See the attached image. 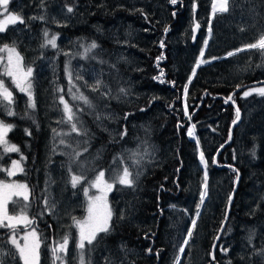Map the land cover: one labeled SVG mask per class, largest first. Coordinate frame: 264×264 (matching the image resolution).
<instances>
[{"label": "trees", "instance_id": "1", "mask_svg": "<svg viewBox=\"0 0 264 264\" xmlns=\"http://www.w3.org/2000/svg\"><path fill=\"white\" fill-rule=\"evenodd\" d=\"M140 1H143L144 6L136 7L130 14L132 11L124 10V6H118L119 0H109L105 5H99L98 0H60L59 4L65 11L69 7L73 9L74 15L68 17V20H72L71 23L67 25L63 23L60 27L43 25L44 33L48 32L49 39L55 35L56 38L69 40L75 47L73 55L78 56L83 64L99 66L104 73H107L110 96L107 100H103L97 95L86 94L94 107H81L83 111H81L78 127L86 129L88 135L75 134L78 137L76 147L71 148L81 153L78 157L81 164L91 166L92 158L97 160L90 175L83 172L85 178L93 176L99 170L108 172L107 170L110 169L111 171L121 163L126 153L136 154L132 159L135 167L130 171L135 184L128 190L126 187L124 190L116 187L118 193L123 192L122 205L126 206L129 219L127 218L124 222L121 219L112 221L109 233L99 236L86 248V253L89 256L91 252H94L95 256L99 252L98 256L102 257L104 264L111 263L112 259L116 260V264H120L122 258L132 261L131 263L136 262L135 264H166L172 253L171 262H173L178 249L175 244L181 233L187 229L185 217L182 215L183 210L187 209L191 203L195 180H202L203 173L198 165L197 151L199 149L207 161L208 194L214 197V200L219 195L223 197V200L220 199L222 205L212 207L197 223L198 244L204 247L202 249L206 257L205 264H213L207 247L210 238L207 237L205 242V235H211L213 231L218 232L222 226L236 181V175L232 172L220 171L213 165L217 152L227 143L234 119L235 111L227 105L226 101L231 94L241 88L264 83L262 50L252 49L224 59L229 56V52L255 43L261 35H264V18H262L264 8H261L263 1L229 0V11L216 16L212 22V40L203 56L207 66L197 70L188 87L196 67V60L202 52L198 42L202 29L199 25L197 38L193 43L192 22L187 14L189 9L191 14H198L203 6L202 1L178 0L176 4H172L170 0ZM147 3L150 4L146 6ZM205 3L207 10L204 17L207 22L210 0H206ZM194 7H196L195 12ZM154 8L158 11L155 12ZM248 14L257 16L253 25L244 20ZM119 15L124 16L135 30H139L137 35L135 33L133 35L138 39L135 42H129L124 46L119 43V46L124 47L122 50L125 54H128L126 51L133 52V47H137L136 54L129 53L123 58L124 54H120L115 57L121 59L122 63L127 62L128 66L116 64L115 60L118 59H114L112 55L117 45H111L112 42L100 36V33L106 31V24H114ZM40 27L38 25V28ZM228 31L235 32L238 36L232 44L223 42L221 39L224 32ZM176 34H179V39H175ZM93 41L98 47L95 51L92 49L86 52L85 49ZM236 67L239 73H235ZM60 74L63 75L62 69ZM238 74L241 75V80L238 82L240 84L232 85L234 77ZM0 80H3L4 85L12 92L11 110L15 113L10 117L0 115V120L5 124L13 125L7 140L9 144H14L20 149L15 156H4L0 150V180L5 183L27 184L29 203H27L28 207L25 204L24 212L33 221L27 230L34 229L43 246L44 242H49L50 245L55 239V227L51 218L46 216L45 220L49 222L51 229L47 231L40 219V214L43 212L42 185L46 178L43 169L46 155L44 147L50 130L46 131L39 113L28 108L24 97L1 73ZM59 80V91L66 99L67 79L62 77V80L60 78ZM32 83L37 89L35 80H32ZM259 87L264 86L254 88ZM120 89L125 91L121 92ZM249 89L252 87L247 90ZM185 90L186 117L188 118H184L182 112ZM139 96L142 97L139 98ZM233 101L243 113L245 106L240 99V94L236 95ZM240 101L242 105H239ZM97 112L107 115L103 127L95 122L94 115ZM263 117L264 113L261 115L260 110L254 122L258 124L257 121L262 118L263 126L252 137L256 140L255 149L252 148V144L246 147L243 161L240 162L242 166H239V155L234 150L235 131L231 145L217 160L218 167H233L238 170L241 177L229 220L223 231V246L227 242V237L230 238V234L236 232L237 215H240L241 223L246 226L249 225L250 219L244 216H254L251 211L245 213V209L249 206L245 205L240 214L238 209V203L241 200H247L252 191L249 182L258 186L259 192L264 188ZM189 127L194 131L197 147L185 138ZM64 130L69 131L66 127ZM125 130L127 134L122 137L121 134ZM29 132L31 135L28 134ZM138 152L139 157H137ZM54 156H58V161L65 166L68 165V168H70L69 164H73L71 160L73 156L69 153L64 155L58 153ZM147 156H152L153 167L140 178L137 176L139 169L135 161L140 158L144 161ZM13 161H19L24 171L17 177L9 179L3 169H9ZM214 183L219 184V189L217 194L212 195ZM9 210L11 213L17 211L15 202H12ZM174 210L179 212L173 213ZM259 224L255 225L253 222V226L246 229L252 232L259 227ZM27 230L17 229L15 234ZM251 232H244L241 243L242 240H248ZM11 234H13L12 230L0 229V239L4 241ZM233 237L235 238V235ZM175 239L177 241L172 243ZM235 243L233 242L234 245ZM148 249L152 251L149 252ZM157 252H159L158 256Z\"/></svg>", "mask_w": 264, "mask_h": 264}, {"label": "rangeland", "instance_id": "2", "mask_svg": "<svg viewBox=\"0 0 264 264\" xmlns=\"http://www.w3.org/2000/svg\"><path fill=\"white\" fill-rule=\"evenodd\" d=\"M98 1L99 5H105L109 0ZM119 1L120 3L117 2L118 6H124V10L127 9L129 11H132L130 12V14L134 12L136 7L140 8V6H144L143 1L140 0ZM201 1L203 6L201 5L202 8H200V12L196 15H193L190 13L191 11L189 9L187 15L189 20L192 22L191 30L197 24H199L202 29L199 33L198 42L201 43H199V46H201L202 52H205L212 40L211 25L213 20L216 16L223 15L225 13L217 12L216 15L213 16V0H210L208 18L207 22H205L204 16L207 10V5L205 3L206 0ZM260 1H263L261 8H264V0ZM59 3L60 0H9L7 12H3V9L0 8V20L5 19L9 14L22 16L24 19V23L17 22L15 24H7L5 31L0 32V47H3V45L5 44L9 45V47L14 46L16 48V51L19 52L20 56L22 57L20 67L24 71H26L28 68L32 69L30 80L31 83L32 80H35L37 84V89H35L32 83L31 89L35 100V109L30 107V100L27 93L21 92L19 88H17L16 85L12 82V78L4 74L5 69L8 66L7 52H0V61H2L0 62V73L5 76L10 81L11 85L16 89V91L24 97L28 108L39 113L41 119H43L46 131L49 132L50 130V135L47 136L44 147V153H46V155L43 169L45 170L46 178L44 179L42 185L41 207L43 212L40 214V219L43 223L42 225L46 227L47 231H50V224L47 220H45V217L49 216L51 218L52 224L55 227V239L54 242L50 245L49 242H44L43 246L37 234V239L39 242L38 264H61V261L56 260L53 256L52 248L56 245L57 242H60L65 235L69 237V243L67 254L66 256H64V264H80L79 257L81 250L76 247L79 230L73 223V217H75L76 220L79 221H86L89 218V205L90 203H92L89 197H101V199L99 201H96L93 205L94 214L96 212L103 213L106 198V203L113 214L111 223L112 221L114 222L120 219L122 220V222H124V220L126 221L127 218L129 219V217L127 216L128 211L126 210V206L122 205V197L124 198L123 192L118 193L116 187H120L121 189L123 188V190L124 187H126V190L131 189V187L120 185L118 183L114 184L111 191H107L106 189H104L103 185H101L99 188L92 187L91 185L93 181H95L98 173L101 170H99V172L94 174L93 176H88L87 178H85L84 173L90 175L92 167H94L95 162H97L95 158H92L90 162V164H92L91 166H88L87 164H81V162L79 161L80 158H72L71 160L73 164H69L70 168H68V165L65 166L58 161V156H54L58 155V153H61L62 155L69 153L71 156H74L72 149L76 147V142L78 139V137L75 136L76 133H72L71 135L63 137V139H65L66 141V144L61 145L59 144V140L62 137L56 136L53 132V129H56L57 132H66L64 130L65 127L70 130V125L63 122V105H61L59 102V97L63 96V94L59 91V78L62 80V77H66L67 79V94L66 99H64L72 107L73 112L76 113L78 119L81 115V111H79L78 109H81V107H85L87 105H84L81 101L72 99V95L73 93H77V89L84 95L94 94L103 100H107L110 96V89L108 88L106 79L107 73H104V71L99 66H87L83 64L79 60L78 56L73 55V50L75 49V47L69 42V40L56 38V48H53L50 45L42 47V45L45 44L46 40L44 36L43 25L60 27L63 23L67 25L72 21L68 20V17L74 15V12L65 11V9ZM149 4L150 3H147L146 6ZM256 7L258 8L259 6ZM154 9L156 10L155 12L158 11V9ZM119 16L121 18L118 17L116 19L117 21L114 24H106V31L104 33H100V36L104 40L112 42L111 45H117L112 55L114 59H118L115 57L120 54H124L122 58L127 57L129 53L136 54L135 48L137 47H133V52L126 51L128 54H125V51L122 50V48L124 47L122 46L128 44L129 42L132 43L138 40L133 35L134 33L136 34L139 32V30L134 29V26L129 25L130 22L126 18H124V16ZM41 17H43V19H41ZM262 18H264V16ZM256 19V14H248L245 16L244 20L253 25ZM38 25H40L41 27L38 28ZM229 30H232V28H229ZM237 38L238 36L235 35V32L228 31L226 33L224 32L221 39L223 42H230L232 44L235 40H237ZM175 39H179V34H176ZM119 43H121L122 46H119ZM93 50L95 51L96 49ZM250 50L252 49L241 52H247ZM239 53L240 52H238L237 54ZM235 55L227 56L224 60L232 58ZM120 60L121 59L115 60L116 64L121 63L128 66L127 62L122 63V61ZM201 61H203V58L200 56L197 58L195 66H197L198 63L200 67H205L207 65L205 62ZM61 69L63 70V75L60 74ZM239 72L240 71L237 68L235 73ZM69 75H71V82L69 80ZM240 80L241 75L238 74L236 75V77H234L233 84H231L235 86L239 85L240 83L238 82H240ZM97 82H99L98 90L93 91L92 89L94 86H97ZM128 88H130V86H128ZM132 88H134V86H132ZM69 89H71L72 91L70 92ZM103 93L107 94L103 95ZM140 97L142 96H139V98ZM240 99L244 102L245 110L242 113L240 126L238 130H235L234 132V150L238 152L239 166H242L241 163L243 161V153L245 152L246 147L252 144V148L255 149L256 140H254V138L252 137H254V134H257L256 132L258 130H261V127L263 126L262 118V120L259 119L257 121L258 124H256L254 121L256 120L260 110L261 115L262 113H264V96H260L257 93L253 92L251 95L245 97L242 92L240 93ZM11 105L12 102L9 104L7 100H4L2 97H0V115L10 117V115H8V111L11 110ZM239 105H242L241 101L239 102ZM182 112L184 114V118H188L186 117L187 114L184 111V107L182 109ZM97 115H99L100 117L99 120H97L96 118ZM235 117L236 115L234 114L233 121L235 120ZM94 119L98 126L103 127V123L107 120V115L102 112H97L94 115ZM186 140L190 143L187 138ZM67 144H70L72 149L69 148ZM191 144L194 143L191 142ZM194 145L196 146L197 144ZM0 150L3 152L4 156L17 155V152H4L2 145H0ZM134 156L135 155L131 153H126L123 156L121 163L115 166L114 169H112L111 171L109 169L107 170L108 172L103 171L105 174V181H107L108 183H113L116 175L122 170L124 166H127L129 171H131V169L135 167L134 163H132V159L134 158ZM137 157H139V152L137 154ZM138 161L139 163L137 164V167L140 173L139 176L140 178H142V176L147 174L149 170H152V156L145 157L144 161L140 158ZM11 168L12 164L8 170H11ZM44 170L41 171V175L43 174ZM19 173L20 172L17 170L14 176H8L6 172V176L9 179H12L17 177ZM202 173L204 175L203 170ZM72 175L83 176L85 179L78 183L74 188L72 187V184L70 182ZM203 175L202 180H195V185L192 187L191 203L187 209L183 210L182 215L185 217L187 229L184 230L179 236L180 245L178 246V248L181 246L183 239L186 237L187 231L191 227V221L196 218L197 211H199V217L196 218L198 223L200 218L203 217L205 213L209 212L212 207L222 205L223 197L221 198V195L216 197L214 200V197H210L209 194H207L203 205H200V193L203 190ZM218 186V183H214L212 195L217 194V189H219ZM249 186L252 188L249 198H247V200L245 199L244 201L241 200L238 203V209L240 214V211L242 210V208L244 209L245 205L249 206L248 209H245V213L251 211L254 216H244L249 217L250 219L249 225L246 226L245 224L241 223L242 221L240 215H237L238 220L235 219L236 232L234 234L232 232L230 234V238L227 237V242H225L224 246L222 247V249H225L226 251L221 250L220 257H218V264H246V262H248V264H264V188L259 192L258 186L253 184L251 181L249 182ZM85 189H87L88 192L87 196L84 194ZM220 199L222 200L220 201ZM45 201H47V204H45ZM12 202H15L17 206V211L15 213H11L9 210ZM27 203H29V199L25 201L20 196H12L7 204L9 215H21L22 213L27 215V213L24 212L25 204L26 207H28ZM177 212H179V210L173 211V213ZM191 213L193 214L191 215ZM253 222L255 225H258L259 223L260 224L258 228L251 232L246 228L249 226H253ZM197 223L196 228L193 232V237L189 241V246L185 248L184 254H186L185 256L183 254V258L180 264H205L206 257L203 253L204 247H201L198 244L199 232L197 229ZM29 227L30 224H20L16 226L14 231H16L17 229L27 230L29 229ZM0 229L12 230L7 227H0ZM32 230L33 229H30L23 233L15 234L16 240L21 244V246H23L26 242L24 239L25 236H28L27 242L29 244L33 243L32 237L30 236ZM245 231L251 232V235L248 240H242L241 243V237H243ZM108 233H100L98 234L97 238ZM12 235L13 234L8 236L5 241L2 238L0 239V261H2V264H24L23 258L20 257L18 250L11 243L10 238ZM234 235L235 238L233 237ZM176 241L177 240L175 239L172 241V243ZM233 242H236L235 245L233 244ZM88 246L89 245L86 244L85 249L83 250L85 264H104L102 257L98 256L99 252L95 256L94 252H91L89 256L87 255L86 248ZM177 255L178 249L175 253L173 262H171L170 256L166 264H175ZM131 262L122 258V263L120 264L136 263ZM116 263V260L112 259L111 263L109 262L108 264Z\"/></svg>", "mask_w": 264, "mask_h": 264}, {"label": "snow or ice", "instance_id": "3", "mask_svg": "<svg viewBox=\"0 0 264 264\" xmlns=\"http://www.w3.org/2000/svg\"><path fill=\"white\" fill-rule=\"evenodd\" d=\"M172 4L178 3V0H170ZM8 3L9 0H0V8L3 9V12L8 11ZM72 8L69 7L67 9L68 12H72ZM229 11V0H213L212 5V14L213 16L216 15L217 12L219 13H227ZM43 19V17H41ZM24 23V19L22 16L15 15V14H9L5 19L0 20V32H4L6 29V25L11 23ZM196 27H199V24L196 25ZM167 31V29H165ZM210 31V29H209ZM44 36L46 38L45 44L42 45V47L51 46L53 48H56V36L53 35L50 39L48 38V32L45 31ZM206 43V42H205ZM163 47V44H161ZM98 45L93 41L88 48L85 49V51H90L92 49L97 48ZM246 49H258L262 50V54H264V35H261L260 38L255 43H250L245 45L242 48H238L233 52H229L228 55L232 56L237 54L238 52L245 51ZM0 52H7V67L5 69V75L12 78V82L16 85L17 88L21 92L27 93L29 100H30V107L35 109V100L33 97V93L31 91L32 89V83L30 80V77L32 75V69L28 68L26 71H24L20 65L22 61V57L20 56L19 52L16 51V48L14 46L9 47V45L5 44L3 47H0ZM201 56H203V52H201ZM2 62V61H0ZM205 62V61H201ZM197 67H199V63L197 64ZM195 73H193L194 75ZM69 80L71 82V75H69ZM98 84L97 86L93 87V91L98 90ZM62 91V89H61ZM71 92L72 90L69 89ZM121 92H124V89H120ZM253 92L257 93L260 96H264V87L259 88H252L243 93L245 97L251 95ZM78 93V94H77ZM77 93H73L72 99L78 100L83 102L84 105H87L89 108L94 107L88 96L84 95L82 92H79L77 89ZM107 93H103V95H106ZM0 97H2L4 100H7L9 104L12 102V92L9 91V89L4 85L3 80H0ZM231 99V97H229ZM59 102L61 105H63V113L64 118L63 122L70 125L69 132H57L56 129H53V132L56 136L62 137L59 140V144L64 145L66 144L65 139H63L64 136L71 135L72 133H76L77 135H83L87 136L88 132L86 129H82L81 127H78V123H80L78 117L76 116V113L73 112L72 107L69 105V103L64 99L63 96L59 97ZM227 102V101H226ZM235 103V101H233ZM79 111H83V109H78ZM8 115H15V113L11 110L8 111ZM97 120L100 119L99 115H97ZM240 119V111L237 108L236 109V117L233 123L235 124ZM13 125L11 124H5L4 121L0 120V145L3 146L4 152H19L20 149L18 146L14 144H9L7 140V134L12 130ZM31 135V133H28ZM126 130L124 133L121 134L126 135ZM191 134V133H189ZM86 143V141H85ZM69 148H71V145H67ZM85 151H87V148H85ZM74 156L73 158H78L81 154L78 151L73 150ZM136 155V154H133ZM201 162L204 164L205 169L207 168V161L204 158L203 152L200 154ZM136 163H139V161H135ZM215 162V161H214ZM23 172L24 169L20 165L19 161H13L12 162V168L11 170L3 169V171L7 172L8 176H14L16 174V171ZM71 170V169H69ZM233 171L237 172L236 181H239V172L237 169H233ZM104 172L100 171L92 183V187L99 188L101 185L104 186V189L107 191H111L114 184L118 183L120 185H126L129 187H132L135 184V180L132 178V173L129 171L127 166H124L122 170L116 175L113 183H108L104 179ZM139 171L137 172V176H139ZM84 179L83 176L78 175H72L71 177V184L72 187H76L78 183H80ZM202 191L200 193V205H203L204 200L208 194V183H207V171L205 170L204 174V180L202 184ZM86 196L88 195L87 189H85ZM12 196H20L25 201L29 199V190L27 184H16V183H5L3 180H0V227H7L13 230V235L11 236V243L15 246V248L18 250L19 255L24 260V264H38L39 256H38V248H39V242L37 239V233L33 229L30 233V236L32 237L33 243L29 244L28 236H25V244L21 246V244L16 240L15 237V228L17 225L24 224L29 225L32 224L33 221L28 218L26 214L21 215H9L7 204L8 201ZM106 197V192H105ZM90 203L89 205V218L86 221H79L76 220L75 217H73V223L79 230L78 233V240L76 247L81 250L80 252V264H85L84 261V254L83 250L85 249L86 244L92 245L93 242L96 240L98 234L100 233H108L111 230V219H112V212L110 208L108 207L106 203H104V211L103 213L96 212L93 213V205L96 201H99L101 197H89ZM231 202V197L229 198V203ZM45 204H47V201H45ZM199 207V205H198ZM196 217H199V211L196 213ZM196 228V219H193L191 221V227L186 233V237L183 239L181 246L178 248V255L175 261V264H180V258L183 256L185 247L189 246V241L193 237V232ZM219 239V237H217ZM69 243V237L65 235L60 242H57L56 245L52 248L53 256L56 260L61 261V264H64V256L67 254V248ZM222 251H226L225 249H221ZM149 252H151V249H148ZM63 254V255H62ZM156 255H159V252L156 253ZM210 255H212L210 253ZM213 259H215L213 255ZM0 264H2V261H0Z\"/></svg>", "mask_w": 264, "mask_h": 264}, {"label": "water", "instance_id": "4", "mask_svg": "<svg viewBox=\"0 0 264 264\" xmlns=\"http://www.w3.org/2000/svg\"><path fill=\"white\" fill-rule=\"evenodd\" d=\"M193 10H194V12L196 11V7H194L193 8ZM198 31H199V27L197 28L196 26L193 28V30H192V33H193V38H192V42L194 43L195 42V40H196V38H197V33H198ZM197 68H199V67H197ZM197 68H196V70H197ZM194 76V75H193ZM192 80V79H191ZM190 80V81H191ZM258 86H264V83H260V84H255V85H251V86H247V87H244V88H241V89H239V90H237V91H235L233 94H231L230 95V97H231V99H229L228 98V100H227V105H229V106H231L233 109H234V111H235V115H236V106H235V104H233V102H232V99L236 96V95H239L240 93H242V92H244L245 90H247L248 88H250V87H252V88H254V87H258ZM240 122H241V113H240V119H239V121H237L235 124L233 123L232 125H231V127H230V130H229V134H228V140H227V143L225 144V145H223L220 149H219V151L217 152V154H216V156H215V158H214V161H213V165H214V168L215 169H218V170H228V171H230V172H232V173H234L236 176H237V172L236 171H233V169H235V168H233V167H229V166H217V160H218V157L231 145V143H232V140H233V132L236 130V128L238 127V125L240 124ZM240 174H239V181L237 182V181H235V184H234V188H233V191H232V194H231V202L229 203V201H228V205H227V208H226V214H225V219H224V222H223V224H222V226H221V228H220V230H219V233H218V236L217 237H219V239H217L216 238V240H215V243H214V246H213V249H212V255H211V261H212V263H214L213 261H214V259H213V255H214V251H215V249H216V247H217V245H218V243H219V241H220V238H221V236H222V234H223V231H224V229H225V227H226V225H227V223H228V220H229V214H230V210H231V207H232V204H233V201H234V196H235V194H236V192H237V190H238V186H239V183H240Z\"/></svg>", "mask_w": 264, "mask_h": 264}, {"label": "flooded vegetation", "instance_id": "5", "mask_svg": "<svg viewBox=\"0 0 264 264\" xmlns=\"http://www.w3.org/2000/svg\"><path fill=\"white\" fill-rule=\"evenodd\" d=\"M221 228V227H220ZM220 228H219V230H220ZM219 230H218V232L217 231H213L212 232V234L211 235H205V242H206V239H207V237L208 238H210V240L208 241V244H207V247H208V249L210 250V253H212V249H213V246H214V243H215V240H216V238H217V236H218V233H219ZM223 242H224V239H223V234H222V236H221V238H220V241H219V243H218V245H217V247H216V249H215V251H214V257H215V259H214V263L213 264H218V257H220V254H221V249H222V247H223ZM180 245V242H179V240L176 242V244H175V246H176V248L178 247ZM210 259H211V255H210ZM212 260V259H211ZM211 263H212V261H211Z\"/></svg>", "mask_w": 264, "mask_h": 264}, {"label": "bare ground", "instance_id": "6", "mask_svg": "<svg viewBox=\"0 0 264 264\" xmlns=\"http://www.w3.org/2000/svg\"><path fill=\"white\" fill-rule=\"evenodd\" d=\"M85 19V18H84ZM240 113H241V120H242V112L240 111ZM241 123V122H240ZM239 126H240V124L238 125V127L236 128V130H238V128H239ZM189 132H187L188 134H186V137H187V139L189 140V141H194L195 140V135H194V133L189 129L188 130ZM189 133H191V134H189Z\"/></svg>", "mask_w": 264, "mask_h": 264}]
</instances>
